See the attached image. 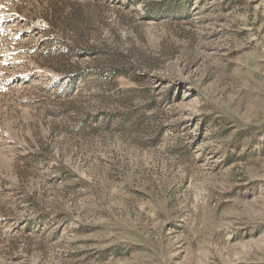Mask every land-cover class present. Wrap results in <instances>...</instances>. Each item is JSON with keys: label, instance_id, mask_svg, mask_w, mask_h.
I'll return each mask as SVG.
<instances>
[{"label": "rangeland", "instance_id": "374dc122", "mask_svg": "<svg viewBox=\"0 0 264 264\" xmlns=\"http://www.w3.org/2000/svg\"><path fill=\"white\" fill-rule=\"evenodd\" d=\"M0 264H264V0H0Z\"/></svg>", "mask_w": 264, "mask_h": 264}]
</instances>
